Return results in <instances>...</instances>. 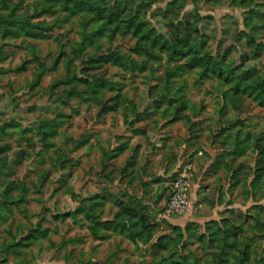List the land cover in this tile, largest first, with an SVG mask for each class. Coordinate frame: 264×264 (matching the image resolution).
Returning a JSON list of instances; mask_svg holds the SVG:
<instances>
[{
	"label": "rangeland",
	"instance_id": "obj_1",
	"mask_svg": "<svg viewBox=\"0 0 264 264\" xmlns=\"http://www.w3.org/2000/svg\"><path fill=\"white\" fill-rule=\"evenodd\" d=\"M98 3L0 0V264H264V0Z\"/></svg>",
	"mask_w": 264,
	"mask_h": 264
},
{
	"label": "built area",
	"instance_id": "obj_2",
	"mask_svg": "<svg viewBox=\"0 0 264 264\" xmlns=\"http://www.w3.org/2000/svg\"><path fill=\"white\" fill-rule=\"evenodd\" d=\"M189 186L186 173H178L172 182L171 195L165 209L168 215L190 214L193 209L201 206L199 200L189 191Z\"/></svg>",
	"mask_w": 264,
	"mask_h": 264
},
{
	"label": "trees",
	"instance_id": "obj_3",
	"mask_svg": "<svg viewBox=\"0 0 264 264\" xmlns=\"http://www.w3.org/2000/svg\"><path fill=\"white\" fill-rule=\"evenodd\" d=\"M98 2H99V0H64V3L66 4V7H65L66 9L68 8L70 10L71 8H74L75 11H81V12H92L93 11L92 13L94 14V16L99 18L102 16L103 11L100 10V7H99L100 5ZM241 2H242V0H241ZM243 3L245 6H247V5L251 6L254 3L257 4L258 0H243ZM158 34L161 35V33H158ZM155 35H157V34H155ZM179 43L181 46L177 47V45H179ZM162 44H163L164 48H167V49H168V47L172 48L171 49V55L178 52V53H180L181 56H183V58H185L188 54L187 51L185 50V48H186L185 47V41L181 40L180 38H176V40L173 41V40L167 38L166 36H164ZM152 46L153 45L149 44V46H147V47L144 46L143 49L146 50V53L151 54L150 52L153 48ZM164 48H163V50H164ZM169 58L172 59L173 57H169ZM188 63H190V62H188ZM214 72L216 73V71H214Z\"/></svg>",
	"mask_w": 264,
	"mask_h": 264
},
{
	"label": "crops",
	"instance_id": "obj_4",
	"mask_svg": "<svg viewBox=\"0 0 264 264\" xmlns=\"http://www.w3.org/2000/svg\"><path fill=\"white\" fill-rule=\"evenodd\" d=\"M195 197V195H193Z\"/></svg>",
	"mask_w": 264,
	"mask_h": 264
}]
</instances>
